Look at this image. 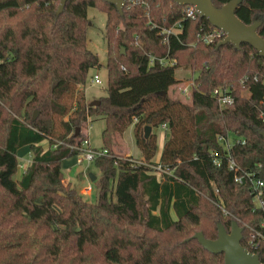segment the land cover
Listing matches in <instances>:
<instances>
[{
  "label": "trees",
  "instance_id": "trees-1",
  "mask_svg": "<svg viewBox=\"0 0 264 264\" xmlns=\"http://www.w3.org/2000/svg\"><path fill=\"white\" fill-rule=\"evenodd\" d=\"M212 1L219 8L230 0ZM59 4L0 0V264H224L223 253L194 235L215 239L218 225L229 232L233 221L243 228L242 245L264 263V240L256 237V248L247 242L263 213L251 186L234 181L217 141L218 134L244 139L232 156L264 178V57L247 43H206L202 31L212 24L185 18V6L172 0H128L122 13L105 0H67L61 12ZM90 7L107 15V96L98 105L79 89L101 66L87 45ZM236 16L259 21L264 38V0H243ZM178 21L177 33H161ZM165 57L176 64H162ZM179 67L198 72L190 102L169 95ZM219 87L231 89L232 104L218 105L212 92ZM92 115L105 120L107 150L94 160L96 202L65 183L62 169L78 152L77 127ZM162 124L169 137L155 162L157 135L146 138L144 129ZM131 125L140 162L114 151L115 137ZM26 145L32 160L17 179V152ZM151 165L161 166V177Z\"/></svg>",
  "mask_w": 264,
  "mask_h": 264
},
{
  "label": "rangeland",
  "instance_id": "rangeland-1",
  "mask_svg": "<svg viewBox=\"0 0 264 264\" xmlns=\"http://www.w3.org/2000/svg\"><path fill=\"white\" fill-rule=\"evenodd\" d=\"M88 18L90 19V25L88 27L87 35L88 41L87 45L89 49L93 52L98 54L101 66L100 68H94L90 70L88 75V79L86 83L83 85L85 88V96L86 102L89 104L92 100H100L101 96H107V39L105 36V26L107 21V15L104 11L99 10L95 7H90L88 9ZM98 74L99 78L101 79V83H95L92 81L93 76ZM198 74L197 71H193L190 67H179L175 71V76L179 79L175 85H173L169 90V95L172 99H181L184 102H190V98L186 96H182L179 90V86L187 81L192 80ZM243 94L246 95L247 92L243 91ZM91 119H95L98 116L92 115L90 116ZM88 118L87 122H83L80 127L81 139L87 137L86 131L88 128V139L90 142V146L95 149H100L103 147V129L105 127V120L103 119H96L91 122ZM161 129H164L165 132L168 133L169 137V130L168 127L160 125ZM158 128V150L156 152V156H160L161 149L163 148V141H162V130ZM233 138H235L232 135ZM43 151H46L50 147L49 141L43 142V144H39ZM124 147L127 148V151H124ZM114 151L121 152L118 154L122 155H129L132 156L134 159L140 161L141 157L139 155V148L136 146L134 141L133 135V127H128L127 132L126 130L123 132L122 135H118L115 137L114 141ZM32 149L29 145L23 146L20 148L18 154L19 159V169L18 173L16 174V178L20 177V174L26 169V165L29 163L27 162L33 154L31 155ZM31 155V157H30ZM23 167V168H22ZM63 172L66 178L71 177L72 179V186L80 192V190L87 188L89 189V193L84 195V198L89 202H96L97 200V184L96 181H92L90 179V174L93 173L96 177L101 175L100 170L96 167L94 162H87L84 161L83 163L79 164L77 162V156H71L65 159L63 163ZM97 177V178H98Z\"/></svg>",
  "mask_w": 264,
  "mask_h": 264
},
{
  "label": "water",
  "instance_id": "water-1",
  "mask_svg": "<svg viewBox=\"0 0 264 264\" xmlns=\"http://www.w3.org/2000/svg\"><path fill=\"white\" fill-rule=\"evenodd\" d=\"M107 2L116 5L120 13L123 12V8L128 0H105ZM182 5H193L198 10L201 17L206 18L212 26H215L225 32L226 36L221 40L217 46H221L227 43H232L236 47H239L243 43H247L254 47L259 54L264 57V38L257 32L259 21L247 25L244 24L236 16V8L243 0H230L223 6L217 8L214 6L212 0H172ZM67 0H60L58 12H61ZM121 53H124L122 50ZM91 104L98 105L99 100L93 101ZM38 111H35L33 118H36ZM80 132V127L76 129V135ZM152 133V126L147 125L144 129V135L148 138ZM264 136V131H262ZM96 175L90 174L92 181L96 180ZM243 228L237 221H233L231 229L228 232L225 226L220 223L218 225V237L215 239H209L204 236L200 231L197 232L194 237L199 243L209 252L224 254V264H264L260 261L259 256L256 253L249 251L241 243Z\"/></svg>",
  "mask_w": 264,
  "mask_h": 264
},
{
  "label": "built area",
  "instance_id": "built-area-1",
  "mask_svg": "<svg viewBox=\"0 0 264 264\" xmlns=\"http://www.w3.org/2000/svg\"><path fill=\"white\" fill-rule=\"evenodd\" d=\"M139 1V0H136ZM184 17L185 18H196L199 13L198 10L193 5H184ZM200 16V15H199ZM182 24L181 21L176 22L172 27L170 28H164L162 29L161 33L166 34L167 36L173 33H177ZM202 30V28H201ZM202 38L206 43H219L221 40L224 39L226 36L225 32L221 29L213 26L211 29L202 31ZM149 55V64L152 65L156 58L151 55ZM159 61L162 64L165 65H174L176 64L175 59H170L168 57L160 58ZM124 68V66H123ZM256 78V77H255ZM95 83H101V79L99 78L98 74L93 76L92 79ZM195 85L194 78L190 81L184 82L179 86V90L181 92L182 96L189 97L191 96V91L193 86ZM212 95L217 100V103L220 107H226L234 102V96L232 94V91L229 87H219L215 88L212 92ZM262 103L264 104V99L262 100ZM261 117L264 118V108L261 109L260 113ZM165 128V124H163ZM217 141L220 145V148L223 149L224 155L226 156V164L228 169L234 173V181L240 185H249L253 189L254 192V203L255 207L258 209H261L263 213L262 221L259 225V227L251 228L250 235L248 238V245L250 247L256 248L258 241L257 238H261L264 240V178L256 177L255 174L248 170L241 169L238 163L236 162L235 158L232 156L231 149L235 144H244L245 140L240 138H233L232 135H226V134H218L217 135ZM77 149V162L79 164L83 163L84 161L87 162H94V160L100 156L106 155L107 150L104 148L95 149L90 146V142L87 137L83 138L79 144L74 146ZM209 154L212 157V161L215 165L220 166L222 163L221 156L218 154V151L215 148L209 149ZM138 161V160H137ZM140 162V161H138ZM154 169V172L161 177L162 171L160 165H151ZM215 195L219 194L218 189L214 188ZM219 205V204H218ZM220 209L224 214H228L227 209L223 205H219ZM250 251V250H249Z\"/></svg>",
  "mask_w": 264,
  "mask_h": 264
},
{
  "label": "crops",
  "instance_id": "crops-1",
  "mask_svg": "<svg viewBox=\"0 0 264 264\" xmlns=\"http://www.w3.org/2000/svg\"><path fill=\"white\" fill-rule=\"evenodd\" d=\"M79 89L80 90H83V92H84V94H85V88H84V86L83 85H80L79 86ZM85 98H86V96H85ZM87 100V99H86ZM88 101V100H87ZM94 100H92V101H90V103H92ZM98 118H100V119H103L102 117H100V116H98L97 118H93V119H91V117H89V119H91L90 121L91 122H93L94 120H96V119H98ZM104 120V119H103ZM129 127H133V125H131V126H129ZM158 128H160V127H155V128H152V131L157 135V150H158V138H159V135L157 134L158 133ZM161 129V128H160ZM162 130V132H161V134H162V141H163V146H164V143H165V141H166V139L168 138V133L167 132H165V130L164 129H161ZM126 132H127V129H126ZM86 134L88 135V128H87V131H86ZM133 135H134V127H133ZM47 142L48 140L47 139H44L43 141H41V143L40 144H43V142ZM134 141H135V137H134ZM162 146V147H163ZM162 150H163V148L161 149V153H162ZM19 151H20V148L18 149V152L17 153H19ZM124 151H127V148L126 147H124ZM119 152V151H118ZM157 152V151H156ZM119 153H121V152H119ZM31 155H32V152H31ZM31 155H30V157H31ZM139 155H140V157H141V152H139ZM160 156H161V154H160ZM160 156H154V158H153V161H155V162H158L159 160H160ZM31 160H32V157L30 158V159H28V161L27 162H29L26 166H28L29 164H30V162H31ZM65 162V160H63V163ZM63 163H62V169H63ZM23 168V167H22ZM64 170V169H63ZM23 173V172H22ZM21 173V174H22ZM21 174H20V177L18 178V179H20L21 178ZM98 177V176H97ZM72 178L71 177H69V178H66L65 177V183H70L71 184V186L73 185L72 184V180H71ZM73 187V186H72ZM78 193H80L82 196H83V198H84V195H86V193H89V189H87V188H84V189H82V190H80V192H78ZM85 199V198H84ZM88 201V200H87Z\"/></svg>",
  "mask_w": 264,
  "mask_h": 264
}]
</instances>
